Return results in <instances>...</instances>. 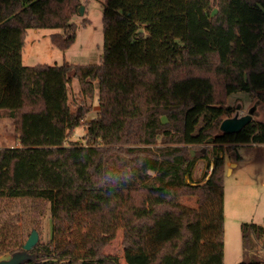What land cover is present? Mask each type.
<instances>
[{
  "label": "trees",
  "instance_id": "1",
  "mask_svg": "<svg viewBox=\"0 0 264 264\" xmlns=\"http://www.w3.org/2000/svg\"><path fill=\"white\" fill-rule=\"evenodd\" d=\"M81 5L0 0V110L17 140L0 147V198L36 201L52 223L21 264H122L104 251L120 227L128 264H224L227 162L264 143V111L239 132L220 124L232 93L264 104V0H105L100 63L25 65L28 30L61 29L51 39L66 50ZM201 159L213 169L195 180ZM241 230L239 264H264V225Z\"/></svg>",
  "mask_w": 264,
  "mask_h": 264
},
{
  "label": "rangeland",
  "instance_id": "2",
  "mask_svg": "<svg viewBox=\"0 0 264 264\" xmlns=\"http://www.w3.org/2000/svg\"><path fill=\"white\" fill-rule=\"evenodd\" d=\"M104 2L105 0H81L85 10L83 14L78 13L72 18L77 24L76 39L66 50L58 48L51 39V35L58 31L62 32L61 29L30 28L22 53L23 63L25 65L100 63L104 42L102 18ZM74 82L77 83V80ZM76 83L72 84L70 91H76L78 88ZM256 99L257 97L248 92L239 91L227 96L226 102L236 108L234 116L236 113L246 114ZM98 101L96 96L93 100V110L87 115V120L96 116ZM256 105L263 113L264 104L256 102ZM11 117L8 112H0V146L17 143ZM85 133V125H80L75 129L72 139L83 140ZM239 153L241 157L233 161L232 166L227 165L224 180V264H239L244 258L242 222L253 221L264 225V143L240 146ZM211 166H208L205 160H199L194 179L200 180L206 173L209 176ZM40 207L36 201L26 198H0V250H4L0 259L11 256L9 249L13 247L14 242L25 243L33 228L38 231L39 240L46 241L51 237L50 212L47 211L42 219H38L35 209ZM123 242L124 228L120 227L104 251L117 255L122 264H128L124 256ZM255 251L261 252L260 243L256 245Z\"/></svg>",
  "mask_w": 264,
  "mask_h": 264
},
{
  "label": "water",
  "instance_id": "3",
  "mask_svg": "<svg viewBox=\"0 0 264 264\" xmlns=\"http://www.w3.org/2000/svg\"><path fill=\"white\" fill-rule=\"evenodd\" d=\"M85 7L81 5L79 7V13L83 14ZM257 104L263 103L259 98L256 99ZM255 104L249 107L248 112L244 115L236 113L234 116L225 118L220 124V130L224 133H235L241 131L248 123L254 118L261 119L263 113L259 111L258 105ZM214 138H208L206 142H213ZM205 150V148L203 149ZM194 154V150L192 151ZM39 241L38 231L34 228L31 231L30 236L23 245L24 251L15 252L9 258L0 260V264H21L29 257L28 251L31 250Z\"/></svg>",
  "mask_w": 264,
  "mask_h": 264
},
{
  "label": "crops",
  "instance_id": "4",
  "mask_svg": "<svg viewBox=\"0 0 264 264\" xmlns=\"http://www.w3.org/2000/svg\"><path fill=\"white\" fill-rule=\"evenodd\" d=\"M77 80V79H76ZM76 82L73 81V84H75ZM78 84V88L76 89V91L80 89V86H79V82L77 80V83ZM0 112H8L12 117V123H13V127H15V124H14V121H13V115L7 111V110H0ZM245 145H257V144H245ZM244 145V146H245ZM4 146H8V145H1L0 147H4ZM243 146V145H242ZM233 164V161L229 160L227 162V165H230L232 166ZM236 165V163H234ZM212 169H213V164H212ZM211 173V172H210ZM181 202L189 207H193V208H198L199 207V199H198V196H195V195H186V196H183L181 198Z\"/></svg>",
  "mask_w": 264,
  "mask_h": 264
}]
</instances>
